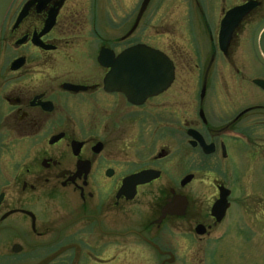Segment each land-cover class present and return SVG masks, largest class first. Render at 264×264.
<instances>
[{
	"label": "flooded vegetation",
	"instance_id": "1",
	"mask_svg": "<svg viewBox=\"0 0 264 264\" xmlns=\"http://www.w3.org/2000/svg\"><path fill=\"white\" fill-rule=\"evenodd\" d=\"M29 1L0 32V264H205L242 208L236 170L264 168V0H39L16 25ZM160 20L198 46L159 47ZM138 44L174 77L133 104L97 58Z\"/></svg>",
	"mask_w": 264,
	"mask_h": 264
},
{
	"label": "rangeland",
	"instance_id": "2",
	"mask_svg": "<svg viewBox=\"0 0 264 264\" xmlns=\"http://www.w3.org/2000/svg\"><path fill=\"white\" fill-rule=\"evenodd\" d=\"M100 4H103V2ZM183 27L186 26L178 24L175 20L167 26H163L160 20L158 30L161 33L156 39L161 44L159 47L167 48L169 46L166 40L167 32H173L174 39L169 40L172 49L182 54L185 52L184 50L190 49L188 43L191 42L187 41L188 37L184 36ZM150 28V26L143 25V34L147 31L145 36L150 37V34H152ZM148 37L146 39H150ZM197 43L196 41V43L191 44L197 47ZM186 79L187 74L178 72L175 88H179L182 81ZM150 130L151 128H148L143 132L146 135ZM115 132L140 131L133 125L130 128L129 126L125 127L124 131L116 130ZM156 134L157 137H160L161 133L156 132ZM175 143L177 144V140ZM235 174L239 177L242 174L246 176L245 182L240 180L231 182L232 189L236 194L245 193L244 196L239 198L242 208L235 206L227 212L225 222L219 226L223 234L221 240L217 243V252L213 255L214 257L208 261L206 260L205 264H264V168L237 169ZM193 261L194 264H200L197 263V259Z\"/></svg>",
	"mask_w": 264,
	"mask_h": 264
},
{
	"label": "water",
	"instance_id": "3",
	"mask_svg": "<svg viewBox=\"0 0 264 264\" xmlns=\"http://www.w3.org/2000/svg\"><path fill=\"white\" fill-rule=\"evenodd\" d=\"M35 0L28 2L21 10L17 22H19L27 13L29 5ZM12 0H0V29L5 14ZM147 0H144L140 13L143 11ZM239 9H234L227 13L231 15ZM52 19L47 24L49 27ZM264 24L260 27L262 28ZM107 62L105 55L100 52L98 62L102 66H109L110 70L103 78L104 89L106 91L121 92L128 102L141 104L146 98L161 93L170 85L173 79V67L168 58L160 51L150 48L146 45H136L126 49L117 55L115 59ZM80 88V87H78ZM157 177L156 173L143 171L133 176L138 181ZM190 176H187L183 182H187ZM226 194H221L219 200L212 208V214L221 217L226 208ZM166 209V208H165ZM220 211L217 213V211Z\"/></svg>",
	"mask_w": 264,
	"mask_h": 264
}]
</instances>
